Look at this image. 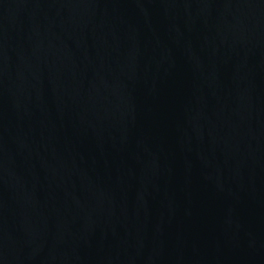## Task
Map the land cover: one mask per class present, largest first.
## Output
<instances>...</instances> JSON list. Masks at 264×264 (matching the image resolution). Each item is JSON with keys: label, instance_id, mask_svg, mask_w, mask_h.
Listing matches in <instances>:
<instances>
[{"label": "water", "instance_id": "obj_1", "mask_svg": "<svg viewBox=\"0 0 264 264\" xmlns=\"http://www.w3.org/2000/svg\"><path fill=\"white\" fill-rule=\"evenodd\" d=\"M0 264H264V0H0Z\"/></svg>", "mask_w": 264, "mask_h": 264}]
</instances>
